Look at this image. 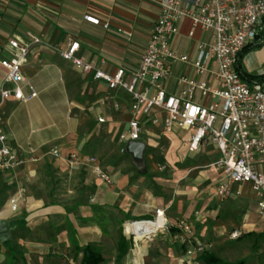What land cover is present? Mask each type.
<instances>
[{
  "label": "crops",
  "instance_id": "1",
  "mask_svg": "<svg viewBox=\"0 0 264 264\" xmlns=\"http://www.w3.org/2000/svg\"><path fill=\"white\" fill-rule=\"evenodd\" d=\"M87 15L100 18L102 23L108 22V28L102 23L95 24L87 20ZM159 15L160 4L157 0H0V58L10 55L8 42L15 36L26 41H30L31 36L41 39L40 42L32 44L29 56L23 64L26 77L25 92H29L27 86L32 84L38 91V96L28 102L9 99L0 109V129L7 136L8 144L24 159L25 166L22 167L25 174H28L29 180H35L37 176L35 168L42 164L45 157V159H53L62 170L69 172L71 180L81 175L86 184L95 186L96 193L93 195L92 203L101 202L105 198L107 192L104 188L108 183L95 172L96 165L102 168L103 165L97 156L90 153L91 143L93 137L99 135L100 127L108 125L109 132L114 133L118 144L121 145L119 134L127 129L128 122L132 118V98L123 90H109L107 83L94 79L93 74L84 75L61 53L68 47L70 41L75 39L80 42L77 55L96 68L115 73L120 67H124L128 73H131L139 65ZM208 39V32L199 26L195 27L193 21L186 18L179 23V31L173 36L172 42L176 50L194 56L197 45ZM256 42L262 44L239 55L236 67L240 73L247 75L264 73V17L259 25ZM176 72L191 78L211 81L208 75L198 74L194 66L188 63L180 65ZM6 75L7 70L0 64V83L5 80ZM243 79L248 84L254 83L245 77ZM7 86L14 85L8 83ZM165 86L170 93H178L181 89L177 75L166 79ZM108 95L110 97L104 101ZM116 104H119L118 108ZM157 112L160 116H164L162 111ZM100 117L105 121L100 122ZM146 127L147 132L143 134V139L148 142L147 151L156 148L161 139H166L171 143L170 151L173 155L178 152V155L184 158L190 153L185 140L193 130L177 129L168 133L161 125L149 124ZM54 148L59 149V156L52 153ZM201 151L205 152L208 158L212 156L215 160L221 156L211 138L206 139L196 153ZM73 152L79 156L75 162L69 160ZM88 156L96 157V162L88 161ZM179 160L176 158L172 161V165L175 166ZM71 163L74 164L70 166ZM142 173L147 175V170H143ZM16 174V169L0 173V181L3 179L7 183L18 182L19 178ZM20 184L18 183L16 189ZM237 186L239 185H233V188ZM243 186L250 188L257 212V202L251 184L247 183ZM25 198L20 204L19 211L14 212L9 208L0 211V217L6 220L12 215L20 214L21 206H25L28 213L21 217L26 218L27 224L22 228L34 230L37 227L35 218H47V215L55 209L53 206L39 207L40 199L34 195ZM128 199L129 209H123L122 206L119 209L126 219H143L142 221L149 218L154 219L151 221L157 219L153 207L156 204L153 194L147 191L144 193L134 191L130 193ZM212 202V214L223 210L224 202L220 203L215 195L212 197ZM79 207L83 211V216L92 209L90 204H81ZM160 220L161 217L153 223H138L137 228L133 230L138 229L141 239L149 237L161 227L158 225ZM144 223L150 227L146 228ZM243 225L248 233L253 231L252 227L255 223L244 221L232 230ZM54 229L56 235L54 239L27 238L19 241L21 246L28 249L25 251L26 264H32L31 254L42 252L41 248H60L69 252L73 249V259L79 262L82 253L77 245L82 247L88 243L96 244L103 252L101 242L104 240L105 227H92V225L77 227L72 219H68V227H54ZM121 230L123 231V227H119V234ZM123 233L127 236L124 231ZM127 238L131 237L127 236ZM118 241L119 235L115 244V262L121 264L127 260L134 241L127 255L117 261ZM137 254L141 257L139 249ZM3 261L7 264V257L3 258Z\"/></svg>",
  "mask_w": 264,
  "mask_h": 264
},
{
  "label": "built area",
  "instance_id": "2",
  "mask_svg": "<svg viewBox=\"0 0 264 264\" xmlns=\"http://www.w3.org/2000/svg\"><path fill=\"white\" fill-rule=\"evenodd\" d=\"M157 1L160 15L139 65L131 73L124 67L115 73L96 68L77 55L80 42L75 39L61 54L84 75L93 74L94 79L105 81L109 90L120 89L131 96L132 118L127 129L119 134L123 152L130 140L148 143L143 134L149 124L161 125L168 133L177 129L193 130L185 140L190 153L199 151L202 143L211 138L221 153L217 163L223 174L214 194L216 199L223 203L228 197L241 194L233 185L249 183L257 202V213L264 217V82L246 83L236 67L239 53L258 37L264 0ZM186 18L209 34L208 40L197 45L194 56L173 47L172 38L179 31V23ZM86 19L102 23L92 15H87ZM102 24L105 28L109 26L108 22ZM40 41L36 36H31L30 41L19 36L9 40L10 55L0 58V64L7 70L5 80L0 83V109L9 99L28 102L38 96L32 84H28L29 92H25L23 64L32 44ZM184 63L193 65L198 74L208 75L211 81L176 74ZM176 75L181 89L170 93L165 80ZM8 83L14 86L9 87ZM115 106L118 108L119 104ZM158 110L164 116H160ZM99 121L105 119L100 117ZM52 153L60 155L57 148L52 149ZM70 156L73 161L79 159L75 152ZM87 160L96 162L97 159L88 156ZM22 163L24 159L8 144L7 136L0 129V173L12 171ZM95 172L105 182H113L100 165H96ZM25 197L26 188L19 186L10 197L11 210L19 211ZM161 212L164 213L158 209L157 216ZM139 221L142 220L133 223ZM246 232L244 225L237 227L230 232V238L238 239ZM203 250L202 242L197 240L188 253Z\"/></svg>",
  "mask_w": 264,
  "mask_h": 264
},
{
  "label": "rangeland",
  "instance_id": "3",
  "mask_svg": "<svg viewBox=\"0 0 264 264\" xmlns=\"http://www.w3.org/2000/svg\"><path fill=\"white\" fill-rule=\"evenodd\" d=\"M99 130V135L93 137L90 153L100 159L105 171L113 177V182L104 188L107 194L101 202H91L96 193L95 186L86 184L81 175L71 180L69 172L62 170L53 159L45 157L42 164L35 168V180L28 179V174H25L22 167L25 163H22L16 168L18 182L0 181V211L10 208L9 200L18 183L26 188L27 199L34 195L40 199L39 207L53 206L55 209L47 218H35L37 227L34 230L13 229L11 238L16 243L27 238L54 239V227H68V219H72L77 227H105L101 243L107 260L103 264H116L115 244L119 227H123V231L134 241L127 260L121 264H204L199 259L204 251H211L232 263L243 259L245 264H264V218L255 211L256 204L249 187L241 185L233 188L241 194L228 197L224 201L223 210L212 214V197L223 177L222 169L217 163L218 158H208L202 151L188 153L184 158L178 152L173 155L170 141L161 139L156 148L146 152V166L143 169L147 170L145 175L132 162L131 155L121 150L114 133L109 132L108 125H102ZM176 158L180 160L173 166L172 161ZM69 160L73 161L71 156ZM134 191L153 194V200L156 201L153 206L155 218L158 209L164 211L166 217L162 228L139 240H136L135 234L128 228L133 222L143 219H126L119 210L120 206L129 209L128 196ZM81 204H90L92 207L85 216L79 207ZM21 207L20 214L12 215L6 220L26 215L27 208ZM244 221L255 223L252 227L254 234L242 240L231 239L232 228ZM197 240L202 242L204 250L189 254L188 250ZM22 249L28 250L23 246ZM41 249L42 252L31 254L32 264L79 262L73 259V249L72 252L51 247ZM138 249L141 257L137 254ZM6 256L7 250L0 242L1 264L5 263L2 260Z\"/></svg>",
  "mask_w": 264,
  "mask_h": 264
},
{
  "label": "trees",
  "instance_id": "4",
  "mask_svg": "<svg viewBox=\"0 0 264 264\" xmlns=\"http://www.w3.org/2000/svg\"><path fill=\"white\" fill-rule=\"evenodd\" d=\"M261 44L262 43H258L254 41L250 43L249 45H247L244 49H242L239 55L253 48H257ZM238 59H239V56H238ZM240 74L242 75V77H245L250 81L264 82V73L259 74V75H247L243 73H240ZM149 220H153V219L149 218ZM10 223L13 229L22 228L26 226L27 220L25 217L15 218V219H12ZM253 234H254L253 232H248V233L243 234L238 239L242 240V239L251 237ZM136 238L141 239V234H138ZM1 242L7 250V256H6L7 264H26L27 263L25 251L22 249L21 244L16 243L11 237ZM132 245H133V239L127 238V236L124 235L123 231L121 230L119 234L118 245H117V249H118L117 261L122 260L123 257L127 255ZM77 248L82 253L79 264H103L106 262V258L103 255L102 248L99 245L88 243L82 247L77 245ZM199 259L204 264H245V260L243 259L238 260L235 263L226 261L211 251L202 252L199 256Z\"/></svg>",
  "mask_w": 264,
  "mask_h": 264
},
{
  "label": "water",
  "instance_id": "5",
  "mask_svg": "<svg viewBox=\"0 0 264 264\" xmlns=\"http://www.w3.org/2000/svg\"><path fill=\"white\" fill-rule=\"evenodd\" d=\"M147 143L143 140H130L126 143L125 152L132 157V162L142 170L146 166L145 154ZM13 227L10 221L0 217V241H5L11 237Z\"/></svg>",
  "mask_w": 264,
  "mask_h": 264
},
{
  "label": "bare ground",
  "instance_id": "6",
  "mask_svg": "<svg viewBox=\"0 0 264 264\" xmlns=\"http://www.w3.org/2000/svg\"><path fill=\"white\" fill-rule=\"evenodd\" d=\"M160 217H161V220H160V222L158 223V225H160L161 227H159V228L157 229V231H158L160 228H162V227L164 226L165 222H166V217H165V214H164V213L161 212V214H160L159 216H157V219L160 218ZM157 219H156V220H157ZM156 220H155V221H156ZM155 221H139V222L133 223V224H131L132 227L129 228V231H133V233L135 234V238H136L137 235H138V229H134V230H133V228H137V225H136V224H138V223H143V222H146V223L148 224V223H153V222H155ZM146 223H144V226H145L146 228L150 227V225H147ZM142 225H143V224H142ZM145 227H144V228H145ZM157 231H156V232H157ZM136 240H137V238H136Z\"/></svg>",
  "mask_w": 264,
  "mask_h": 264
}]
</instances>
